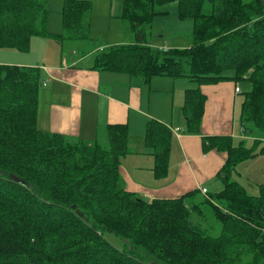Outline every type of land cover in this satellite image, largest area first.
Here are the masks:
<instances>
[{
    "label": "trees",
    "instance_id": "trees-1",
    "mask_svg": "<svg viewBox=\"0 0 264 264\" xmlns=\"http://www.w3.org/2000/svg\"><path fill=\"white\" fill-rule=\"evenodd\" d=\"M62 1L63 33L52 35L45 0H0V48L26 52L32 37L87 38L83 19L90 3ZM121 1V19L131 23L135 41L97 53L95 68L145 83L159 76L195 83L185 91L181 109L186 134L200 131L201 85L246 81L251 89L240 106L243 136L255 133L264 143V0L245 5L240 0H218L217 5L214 0ZM170 3L179 19L193 24L191 50L152 49L137 28L145 24L143 14L136 20L129 15L141 4L151 21L160 14L154 6ZM212 16L226 19L217 34L204 28L213 23ZM41 76L39 68L0 66V264H221L229 262L231 243L250 256L245 264H264V218L258 210L264 209V187L259 196H246L225 174L255 150L234 146L229 136L202 138L206 149L226 155L219 172L224 188L214 195L230 204L224 213L213 209L222 220L221 233L206 235L189 220L185 202L197 190L146 201L119 188L120 159L129 152L126 124L106 126L107 148L39 131ZM171 131L155 120L146 124L144 145L152 152L155 179L167 174Z\"/></svg>",
    "mask_w": 264,
    "mask_h": 264
},
{
    "label": "crops",
    "instance_id": "crops-1",
    "mask_svg": "<svg viewBox=\"0 0 264 264\" xmlns=\"http://www.w3.org/2000/svg\"><path fill=\"white\" fill-rule=\"evenodd\" d=\"M34 44L31 41L26 52L0 48V66L39 68L42 71L40 82L45 90L38 94L36 126L39 131L93 143L106 137V126L126 124L129 151L126 155H130L126 160L127 166L134 177L156 186L147 184L142 188L133 187V181L121 163L120 176L126 191L135 196L140 192V197H146L149 201L176 199L193 190L200 192L202 188L212 192L206 183L213 184V178L220 179L221 189L224 187L219 171L226 162V155L206 149L202 138H234L235 98L241 92L235 94L233 82L200 86L205 96L200 131L186 134L181 109L185 91L192 88L189 80L190 84H186L184 78L159 76L145 83L126 74L97 69L95 56L105 49L104 46L81 57L73 52L66 58L62 57L61 48L57 53L50 44L38 48ZM151 120L172 130L167 166L170 174L167 172L162 182H154L152 152L144 145L146 124ZM173 129H178V134ZM203 150L206 154H203ZM213 186L218 188L219 185L214 183Z\"/></svg>",
    "mask_w": 264,
    "mask_h": 264
},
{
    "label": "rangeland",
    "instance_id": "rangeland-1",
    "mask_svg": "<svg viewBox=\"0 0 264 264\" xmlns=\"http://www.w3.org/2000/svg\"><path fill=\"white\" fill-rule=\"evenodd\" d=\"M85 1H88L91 5L89 12L87 13V15H85L83 19V26L87 28L86 29L87 31H85L87 34V38L80 40H71L65 37V39L60 40L57 37H50V36L45 37V39L32 37L30 43L31 41L35 43L34 46H36V48L44 45L48 46L50 44L51 47L53 46L55 47L57 53H59L60 51L59 48H61L62 57H66V58H69V56L73 52L76 56L81 57V55L85 53H89L99 46H104L106 50L109 47L134 43L135 34L132 30L131 23L126 19H121L122 7H123L121 0H85ZM214 1L217 5L218 0H214ZM252 1L253 0H240L239 3L245 5V4H251ZM62 3H63L62 0H45V10L48 13V19L46 25L47 32L52 35H59L60 33L61 34L63 33L61 27V14H60L62 9ZM141 4L138 10L135 9V11L133 12L130 11L129 15L134 17L136 20L138 18H141L138 16V14L141 13L143 14V16L141 15L142 16L141 19L146 20L143 21L146 25L144 24V26H137V28H141L145 32L144 40L147 43H149V46L152 49L163 51V48H167L166 50L167 52L169 49H187L189 45H191L192 42H194L193 24L191 20L179 19L177 17L176 6L174 3H170L162 6H156V7L154 6L152 9L160 14L156 13L157 15H155L151 21H147L148 18L146 17V14H149V10L146 8V6L144 8L141 7ZM204 13L208 14L210 13V11L204 10ZM212 17L214 20L213 23H209L208 27L205 25L204 28L205 31L207 30L208 32H215L217 34L224 25L226 19L215 16ZM253 17H258V16L254 15ZM138 24L142 25V23L140 22H138ZM34 39L35 41H33ZM29 48H30V44H29ZM88 62L91 63V61ZM88 62H84V64L89 65L90 63ZM185 83L190 84V82H188L187 79H185ZM191 84H192L191 89L196 87V85L194 86L195 83H191ZM234 86L235 88L236 87L239 88L241 94L236 96L235 98V124L233 131L234 138H232V144L237 147L238 145H242L247 149L255 150V155L248 159H245L242 162H239L231 169L229 168L228 173L225 172V174H227L226 181L234 182L240 187H242L243 192L245 193L246 196H259L260 189L264 187V147H263L264 143L260 141L261 140L260 136L255 133L252 134L255 135L254 137L250 136V134L244 137L241 132L242 126H240V109H241L240 106L243 101L244 93L250 91L251 85L246 81H238L237 84H235ZM187 87L189 88V86ZM43 90L45 89L40 84V88H39L40 94L43 93ZM175 132L178 134L177 130H175ZM254 139L257 141H255ZM87 143H91V142H87ZM96 143H98L102 147L103 146H105V148L108 147L106 146L108 145V140L106 137L101 139L99 138L98 140H96ZM202 152L203 154H206L204 150ZM129 156L130 155H125V157H122L120 159V163L128 173L129 178L133 181L132 186L142 188L147 186V184L154 185L153 183H147L146 181L143 180L140 181V178H136L133 176V174H131V171L126 163V160L129 159ZM167 172H169L170 174L169 168ZM147 173H150V171H147ZM120 174L121 172H119V175ZM166 177L167 174L165 175L164 178L154 179V182L156 181L162 182ZM121 178L122 177L120 176L119 182L120 181L121 182L119 184V188L125 190V186ZM222 178H223V174H221V179ZM170 179L171 178L169 177L168 180ZM212 180H213V184L210 185L208 182L206 183V187L209 188V190L212 192H208V191L197 192V194H195L194 196L187 198L185 202L187 203V208L190 212L189 220H192L193 223L197 225L199 229L206 235L217 236L221 233L222 225L220 222L222 220L220 218V215L218 216L215 215L213 209L216 208L218 210H221L222 213H224L229 211L227 207L230 206V204L228 203L227 206L225 205V203H221L219 200L215 198L214 192L217 191L220 192L224 187L221 189L220 179L218 180V178L216 179L213 178ZM214 183L219 185L218 188H215L213 186ZM216 189H221V190H216ZM140 195L141 193L139 192V194H136V197L149 201L146 197L142 198L140 197ZM233 210L238 212V207L234 206ZM258 210L260 211L261 218H264V209L261 207ZM232 216L239 218L234 214H232ZM109 239L115 243L120 242V240H118L113 236H109ZM230 247L232 249L231 257H229L230 263L224 262L221 264H245L247 261L251 260L249 255L242 256V250L239 249V247L242 249L241 246L233 245L231 243L229 245V249Z\"/></svg>",
    "mask_w": 264,
    "mask_h": 264
},
{
    "label": "built area",
    "instance_id": "built-area-1",
    "mask_svg": "<svg viewBox=\"0 0 264 264\" xmlns=\"http://www.w3.org/2000/svg\"><path fill=\"white\" fill-rule=\"evenodd\" d=\"M167 50V48H163V51L165 52ZM240 92V90H239V88H235V93H239ZM174 131L175 130H177L178 131V129H173ZM200 191H202V192H205V191H207L206 189H204V188H202V189H200Z\"/></svg>",
    "mask_w": 264,
    "mask_h": 264
}]
</instances>
